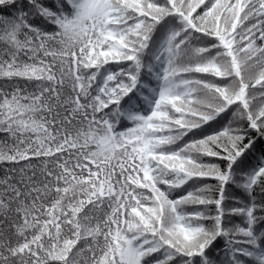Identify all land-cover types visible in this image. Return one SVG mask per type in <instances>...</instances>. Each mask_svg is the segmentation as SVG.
I'll return each mask as SVG.
<instances>
[{
	"label": "snow or ice",
	"instance_id": "obj_1",
	"mask_svg": "<svg viewBox=\"0 0 264 264\" xmlns=\"http://www.w3.org/2000/svg\"><path fill=\"white\" fill-rule=\"evenodd\" d=\"M0 264H264V0H0Z\"/></svg>",
	"mask_w": 264,
	"mask_h": 264
}]
</instances>
